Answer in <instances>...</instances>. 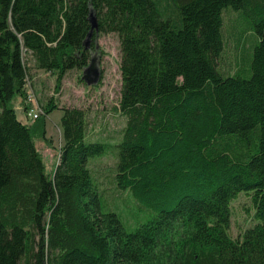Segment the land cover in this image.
<instances>
[{
    "label": "trees",
    "instance_id": "obj_1",
    "mask_svg": "<svg viewBox=\"0 0 264 264\" xmlns=\"http://www.w3.org/2000/svg\"><path fill=\"white\" fill-rule=\"evenodd\" d=\"M228 7L258 38L249 77L218 66ZM92 10L121 49L110 183L154 212L132 231L101 203L91 163L111 150L88 139L86 111L51 99L30 123L14 107L31 108L32 70L59 88L89 64ZM55 110L63 143L49 172L36 141ZM241 193L254 222L233 235ZM0 264H264V0H0Z\"/></svg>",
    "mask_w": 264,
    "mask_h": 264
},
{
    "label": "rangeland",
    "instance_id": "obj_2",
    "mask_svg": "<svg viewBox=\"0 0 264 264\" xmlns=\"http://www.w3.org/2000/svg\"><path fill=\"white\" fill-rule=\"evenodd\" d=\"M224 38L225 49L218 62L219 68L225 74L233 75L240 72L241 76L249 77L251 73L250 59H252L258 38L252 30L249 18L242 11H236L231 7L225 9ZM95 42L97 49H91V52L100 59L101 82L95 86H88L82 80V70L70 71L59 88L56 86V78L55 80L48 78L43 82H38L41 80L38 78L34 85V87L37 86L35 91L38 90L36 103L38 107L36 108L41 112V116L44 106L53 99L60 107H78L86 111L88 139L107 144L108 149L111 150L106 156L91 163L95 170L102 173L101 177L105 188L110 189L109 192H106L105 188H101V203L106 209H112L126 228L132 231L140 222H145L151 215H154V212L148 210L127 191L114 190V186L110 183V174L116 163L113 152L115 154L118 152L116 145L121 142V130L126 123L125 116L118 109L122 84L121 49L118 35L115 33H98ZM25 61L29 65L30 58L25 56ZM34 74L37 73L33 72ZM20 102L21 98L16 97L14 107L17 115L21 120L28 121ZM60 115H62V111L56 110L49 121L46 119L49 122L50 136L46 135L45 140L40 138L36 141L49 172L54 170L59 155L58 144L61 140L60 133H62L60 132L61 122L58 120ZM52 152L53 155H51ZM249 200L251 201V198L245 193L239 194L236 199L232 200L231 205L235 207L231 228L233 235L252 226L254 222L253 207L250 209V213L245 208L250 206Z\"/></svg>",
    "mask_w": 264,
    "mask_h": 264
},
{
    "label": "water",
    "instance_id": "obj_3",
    "mask_svg": "<svg viewBox=\"0 0 264 264\" xmlns=\"http://www.w3.org/2000/svg\"><path fill=\"white\" fill-rule=\"evenodd\" d=\"M89 19L91 23V31L88 35L87 40L85 41L86 47H89V45L91 44V39L93 37L94 32L98 34L97 17L94 10L91 11ZM101 79H102V70L100 66V59L99 57L91 54V59L89 64L82 71V80L88 86H95L101 82Z\"/></svg>",
    "mask_w": 264,
    "mask_h": 264
},
{
    "label": "crops",
    "instance_id": "obj_4",
    "mask_svg": "<svg viewBox=\"0 0 264 264\" xmlns=\"http://www.w3.org/2000/svg\"><path fill=\"white\" fill-rule=\"evenodd\" d=\"M26 56H27L28 58H30L29 66H33V60H32V56H31V54L28 53ZM33 72H36L37 74H34V75H33ZM38 78H41V80L39 81ZM48 78H49V80H50V79H54V80H55V77H54L50 72H43V71H40V70H32V77H31V79H30V82L27 84V92H28V94L30 93V94L33 95V98H34L35 106H36V107H38L37 104H36V103H37V91H38V90L35 91V87H37V86L34 87V85H36L37 80H38V82H43V80H47ZM20 105H21L22 108H23V105H22V99H21ZM41 111H42V110H41ZM55 111H56V110H55ZM57 111H58V110H57ZM40 113H41V112H40ZM53 113H54V112H52V113L47 117V120H48V121H49L50 118L52 117ZM42 114H43V111H42ZM42 114H41V115H42ZM62 115H63V112H62ZM62 115H60V117H58L59 122H61ZM25 116H26V113H25ZM26 117H27V116H26ZM22 121H24V120H22ZM46 128H47V135L50 136V134H49V122H47ZM60 132H62V130H61ZM60 135H61V140L59 141V144H58V145H59L58 154L60 153V147L62 146V143H63L62 133H60ZM56 152H57V151H56ZM56 152H55V153H56ZM53 154H54V153L52 152L51 155H53ZM58 154H57V155H58ZM57 164H58V157H57L56 165H57ZM55 167H56V166H55Z\"/></svg>",
    "mask_w": 264,
    "mask_h": 264
},
{
    "label": "built area",
    "instance_id": "obj_5",
    "mask_svg": "<svg viewBox=\"0 0 264 264\" xmlns=\"http://www.w3.org/2000/svg\"><path fill=\"white\" fill-rule=\"evenodd\" d=\"M27 101L31 105V108L26 112L27 120L30 122H34L40 116V112L35 106V101L32 94H28Z\"/></svg>",
    "mask_w": 264,
    "mask_h": 264
},
{
    "label": "flooded vegetation",
    "instance_id": "obj_6",
    "mask_svg": "<svg viewBox=\"0 0 264 264\" xmlns=\"http://www.w3.org/2000/svg\"><path fill=\"white\" fill-rule=\"evenodd\" d=\"M91 45V44H90ZM96 48H97V46H96ZM91 49H92V47L91 46H89V50H90V52H91ZM91 54H92V52H91Z\"/></svg>",
    "mask_w": 264,
    "mask_h": 264
}]
</instances>
